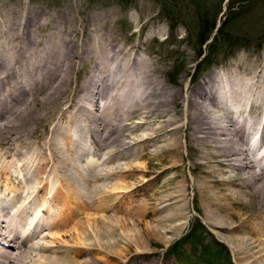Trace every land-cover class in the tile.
Returning a JSON list of instances; mask_svg holds the SVG:
<instances>
[{
    "label": "bare ground",
    "instance_id": "6f19581e",
    "mask_svg": "<svg viewBox=\"0 0 264 264\" xmlns=\"http://www.w3.org/2000/svg\"><path fill=\"white\" fill-rule=\"evenodd\" d=\"M92 39L91 41L94 40ZM15 44L20 45V42ZM92 44L93 46L95 45L94 43ZM29 54L30 52H28V55ZM35 54H33V56ZM19 56L21 58V54H19ZM8 57L9 58L7 59V64H0V73H2V71L7 72L5 76H0V106L2 108H7L3 112L1 111L0 113V144H24L25 138L30 137L29 134L31 135L33 132H35L36 127H38L37 124L39 120H37L36 117H33L32 120L26 119L34 112L32 106H30L32 102L27 101L23 97L24 94L22 88L24 83L22 79L19 81L16 87H13L14 85H9L12 79L16 80L17 77L20 78V74L19 72H14L16 70L13 66L14 64H12V62H15V57L17 58L16 54H13L11 56L8 55ZM147 57L149 56H146V59ZM56 59L58 61L59 58ZM128 62L129 61L127 60V63ZM102 63V67L109 73L111 81L119 82L117 92H115V94L113 95L111 94L112 96L110 95V97H108L111 98L115 96V100L112 98L110 99L112 104H107L106 101H101V103H98V101H94L96 98L95 96V98L93 97L87 100V103L85 101L82 103L80 102L81 104L78 105L75 104L73 109L65 117L68 120V124L63 127L62 125L58 127L56 123V134L58 135L52 133L53 135H51V139L48 138L49 141L53 144L52 151H55L53 154H58V149L67 153L68 151L75 150V155H71L72 160L71 164H69L71 166L68 167V164L66 162H59L58 158L54 160L55 156L53 155L54 157H52V160L54 161L52 165L54 166V169L48 170L49 172L47 170L45 171V169H27L28 175L31 174L35 178L34 182H29L30 185L28 187H26V184H24V186L19 187L20 191H16L12 194L11 190L9 192L7 187L2 188V186L0 185V204L3 203V200L9 198H11L12 200H9L10 202H14L13 199H15V203L17 202V200H19L17 206H15L14 210L11 213H7V211L0 210V239L2 241L1 244L3 246L0 247V264H79L76 262H69L67 259L68 257L63 259L58 256L60 259L57 260L53 258L54 256H37L38 258L43 259L41 262H38V260L35 258V255L44 252V250L40 249L38 252L33 253V251L39 249L37 245L33 243V240L36 237L35 232L37 229H35L33 225L35 224L36 226V223L38 222V225L36 227L39 226V220H41L40 214L37 217H32L29 221H27L28 219L25 220L24 218L27 214L28 205L32 204L33 200L35 201V199H37V192H39L38 194L40 195V199H37L38 203L40 205H45L46 203L49 205L46 209L43 210L44 215L51 214L53 206H60V212H57L54 215L55 220L53 219L54 223L52 225L49 222H41L40 225L44 226V229H50L52 231H55L54 233H52V238H50L53 240L51 241V243L57 242L58 238L67 236V233H71V231H66V229L71 227V225L73 224L75 226H79V229L77 230L79 231L78 233L73 231V228H75V226H73L71 229H68L72 230L73 241L76 244H74L75 246L85 245L87 249L91 251H105L111 248V250H109L110 254L114 256V258H119L121 257V254L119 251H116L117 249L114 247H119V250L124 249L120 248V246L121 244L124 245L126 243L123 242L122 238L126 236L125 233L128 231H125L124 229L125 232L120 233V231L118 230H122L124 227L128 226L126 225V222H128L129 220L128 218H125L124 220L119 221L116 218V220H113V222L117 221L118 224H108V226H106V222L108 221V219L111 218L112 220L116 212L122 213L124 217L126 214L129 219H131L130 221L133 220V224L130 222L131 225L129 226H134L136 224L134 221L136 220L139 225H144L142 221L147 218L148 220H150V223L154 224H150L148 228L145 225L146 228H144L143 230L137 228L138 231L136 230L133 233L129 231V241H132V237L135 236L134 233L136 234L137 232V235L139 234L140 237L155 238L158 239L156 241L162 240L163 242L169 244V242H171L172 240V237L177 236L186 224L185 222L187 219L188 212V204L186 202V197L187 192L190 189L196 196L198 206L201 209V214L203 215V220L206 222L207 226L212 229V233L214 235H216L218 238H222L228 244L229 249L233 254L235 263L264 264V88L260 90L251 91V86H253L252 83H249L248 79H246L247 76L244 78L242 75H240V73L231 75L230 78H226V81L230 82V84L225 86L224 84H222L224 82V79L222 78L223 80H219V75L216 74L215 71H211L210 73L206 74L205 77H203V79L199 81L195 86L190 87L184 97H182V89L167 88L163 86V84H161L160 81L157 80L158 78L154 79L150 72L146 70V63L142 60L138 63V68L135 70H131L128 67L126 61L122 66H120L121 69H119V67H116L117 69L115 67L114 69H111L104 61H102ZM50 73L53 74V72ZM101 75L102 74L100 73L99 77H101ZM208 82L212 87L206 88ZM56 84L58 83L56 82ZM54 93L57 94V92L55 91ZM49 94L50 93L46 94L47 100L51 97V94ZM93 102H95V107L97 106V109L100 110L101 117L104 119V124H107V121H105V119L111 121V123L113 122V120L115 119L114 110H117V116H119L118 120L120 122V126L123 127V130L121 129V134L117 139L114 137L112 139L111 134H108L105 137L104 143L106 144V148L108 150L112 149L111 146L114 147L116 145H120V148H126L128 146L129 142L127 141V139L129 138L127 134V125H129L128 122L133 119L137 120L136 122H133L134 125L132 126L136 130L148 126L151 122L157 123L158 126H154L155 128L148 129V132L146 133L143 132L137 136L135 135V137L133 138L131 137L132 140L139 145L133 154L130 153L131 155L121 159L124 162L120 164V170H124L121 172L119 171L117 180L115 182H113L112 184L110 182V184L105 183L107 185L103 186H97L95 185L96 183H92V188L94 190L87 188V190L83 192L81 188H79L78 183L81 182L85 186L89 185L91 179L89 178L90 174L88 175V170L90 171V169L93 168L96 169V164L98 161H100V159L91 158L94 157V154L92 152V144L87 143V135H84L88 132L84 134L79 132V129L82 130L84 128V120H81V117L79 115L80 110H82L84 106H89L88 111L91 113V109H93ZM46 103L47 102H45L44 104ZM220 114H228V116L231 115L228 121L229 128H227L228 126H226V123L225 125L221 123V121H224L225 118H222L223 116L221 117ZM90 116L92 117V119L94 117L96 118V116L92 114H90ZM116 124L114 122L113 125L115 126ZM61 129L66 130V136H61L63 134H61ZM157 135L162 136L158 146L153 148H147L146 144L149 143L153 139V137H156ZM182 139L185 142V148L189 150L191 155L189 168L190 170L198 172V174L196 173L197 176L195 179L187 178L184 175L183 164L181 163L183 162V156H181V147L183 148V145H181ZM62 143H64V146H61ZM77 146L80 147V150ZM81 150L85 151L87 155L88 151L90 153L86 158L85 163L81 161L83 165H79V163L77 162V154ZM158 152H169L170 157L163 156L160 157L158 160L154 157V155H156V153ZM67 155H69V153ZM83 157H85L84 154ZM144 157H149V162H146V165H141V163L136 164L133 162L135 161V159H140ZM105 159H107V157ZM106 164L105 166H109L108 164ZM21 166L24 167L23 164H21ZM34 166L32 165V168ZM3 170L0 171V174L3 173ZM149 174L154 177V179L152 180H159L157 189L147 190L145 192H143L142 189L139 190V192L142 191L144 194L140 193L137 195V198H135L134 200H130L132 203H135V205H137V210L130 208L128 209L124 207V205L122 204V199L126 198V196L130 197L129 195L138 192L137 189L141 187L138 186V184L142 183V186L148 184L151 180L148 177L150 176ZM103 177L104 176H102V178ZM94 191L96 193H94ZM93 193L95 195H91ZM149 200H151V202H149ZM110 214L113 216L108 217L107 215ZM120 217L122 218L121 215ZM53 220H51V222ZM87 221H89V223ZM106 228L108 230H106ZM144 233L146 235H144ZM108 236L113 237L108 238ZM6 248H9L11 250H7ZM82 253H84V251ZM88 253L90 252L88 251ZM74 255H78V252H75ZM88 262L87 264H94L93 260L92 262Z\"/></svg>",
    "mask_w": 264,
    "mask_h": 264
},
{
    "label": "rangeland",
    "instance_id": "374dc122",
    "mask_svg": "<svg viewBox=\"0 0 264 264\" xmlns=\"http://www.w3.org/2000/svg\"><path fill=\"white\" fill-rule=\"evenodd\" d=\"M235 1L237 0H223L220 5L221 11L217 15V20H216L217 26L221 24L223 21L227 20V25H229L228 31L232 35L231 40L234 41L235 46H223L219 48L218 49L219 55L216 56L213 54L214 63L211 66L203 64L199 67L200 60L207 52L205 50L206 48L203 46V50L205 51L203 52L202 56L200 57L198 56L199 45L197 42L196 32H197V25L199 23L198 20L200 19V15L203 14L202 13L203 5L201 4L198 5V11L196 12L195 4L190 0H178V1L176 0H0V19H1L0 45L2 44L0 46V54H1L0 64L2 65L7 64L8 63L7 59L9 58L8 55L11 56L13 54H16L17 58L15 57L14 59L15 62H12V64H14L13 66L15 67L16 70L14 72H19L20 78L17 77L16 80L12 79L9 85L12 86L14 85L13 87H16L19 81L22 79L24 83L22 88L24 94L23 97L27 101L32 102L30 106H32L34 112L26 119L32 120L33 117L34 118L36 117V119L39 120L38 122L39 125L37 124L38 127H36L35 132H33L31 135L29 134L30 137L25 138L24 144H17V143L12 145L9 143L0 144V151H1L0 171L4 169L3 173L0 174V185L2 186V188L7 187L9 192L11 190L13 194L16 191H20L19 187L24 186V184H26V187H28L30 185L29 182H34L35 178L31 174L28 175L27 169H45V171L54 169V166L52 164L56 158L59 159V162H66L68 164V167L71 166L69 165L71 164V160H72L71 155H75L74 154L75 150L68 151L69 155H67L68 154L67 152L58 149L57 151L58 154H53L55 152L52 151L53 144L52 142L49 141L48 138H50L51 135H53L52 133L58 135L56 134L57 126L59 127L62 125L63 127L68 124V120L65 117L73 109L75 104L78 105L85 101L87 103L88 102L87 100L93 97L95 98V96L96 98L94 101H98V103H101V101H106L107 104L110 103L112 104L110 99L112 98L115 100V96L111 98L108 97H110L111 94L113 95L115 94V92H117V89L119 87L118 86L119 82L111 81V78L109 77V73L106 70H104L102 67L103 65L102 61H104L111 69H114V67L115 68L119 67V69H121L120 66H122L125 61L127 63L128 60L129 61L127 63L128 67L131 70L132 69L135 70L138 68V63L142 60L146 63V70L150 72V74L153 76L154 79L158 78L157 80H159L160 83L163 84V86L167 88L182 89V94H183L182 97H184V95L186 94V92L190 87L195 86L199 81L203 79V77H205L206 74L210 73L211 71H215V73L219 75V80L224 79V82L222 84H224L225 86L230 84V82L226 81V78H230L231 75L240 73V75H242L244 78L247 76L246 79H248L249 83L250 82L252 83L253 86H251L252 89L251 91L263 89L264 88V81H263L264 80V0H245V2H241L240 0H238L236 4L234 3ZM164 2L168 5L171 4L172 13H168V11L164 10L165 9ZM210 3H217V0H211ZM230 6H233V8L229 9L228 7ZM173 13L174 14L176 13L175 15L178 16V20L175 23L169 21V19H171L172 16L175 18ZM230 13L236 14V16H234L231 21H229ZM211 14L212 13H210V15ZM21 30L23 33L21 32ZM91 39L93 41H91ZM211 41L212 39H209V42ZM19 42L22 47L19 44H15ZM92 43H94L95 45L93 46ZM16 51L18 52V55ZM28 52H30L29 55ZM32 53L33 54L36 53L35 54L36 56L35 55L33 56ZM97 53L100 55H98ZM19 54H21V58ZM39 55L41 56V59ZM146 56L149 57H147L146 59ZM56 58H59L58 61ZM39 60L41 63L39 62ZM50 72H53V74ZM2 73H0L1 77L5 76L7 72L2 71ZM100 73L103 76L101 75V77H99ZM56 82L58 84H56ZM111 87H113L114 89ZM207 87H212L209 82L206 88ZM54 91L57 92V94L54 93ZM47 93L51 94V97L48 100L46 99ZM37 95L40 96L38 97ZM44 99H46L47 101ZM45 102L47 103L44 104ZM85 107L86 106H84L82 110H80V114H79L81 120L82 119L84 120V128L82 129L83 131L79 129V132L83 134L88 132L87 134L84 135L85 136L87 135V140H88L87 143L92 144V150H93L92 152L94 154V157L91 156L89 157L93 159H100V161L97 162L96 169L93 168L94 170L93 169H90V171L88 170L89 172L88 175L90 174L89 178L91 179L90 184L85 186L81 182L78 183L79 188H81L83 192H85L87 188L94 190L92 188V183H96L95 185L97 186L98 185L103 186V185H107L105 183L112 184L113 182H115L117 180L119 171L121 172L124 170V169L120 170V166H121L120 164L124 162L121 159L133 154L139 145L135 143L132 140V138L135 137V135L137 136L143 132L146 133L148 132V129H152L158 126L157 123L151 122L148 126L136 130L132 126L134 125L133 122H136L137 120L133 119L130 122H128L129 125H127L128 127L127 134L129 138L127 139V141L129 142L128 146L126 148L125 147L120 148V145L119 146L116 145L114 147L111 146L112 149L108 150L106 148V144L104 143L105 137L108 134H111L112 139L113 137L117 139L121 134V131L123 130V127L120 126V122L118 120L119 116H117L118 115L117 110L116 111L114 110L115 115L113 114L115 121L113 120V122L111 123V121L105 119V121H107V124H104L103 122L104 119L101 117L100 110L97 109V106L95 107V102H93V107H92L93 109H91V113L88 111L89 106L86 108ZM3 108L0 106V113L1 111L3 112L5 109H7L5 107ZM55 108L57 109V111ZM90 114L96 116V118L94 117L93 120ZM220 115L221 117L223 116L222 118L226 119V121L225 119L224 121L222 120L221 123L223 125H225L226 123V126H228L229 125L228 121L231 115L229 116L228 114H220ZM114 122L115 124L117 123L115 126L113 125ZM227 128H229V126ZM60 131L61 134L63 133L61 136H66L65 129H61ZM161 137L162 136L160 135H157L156 137L154 136L153 139L146 144V147L153 148L158 146ZM181 145H183V148L181 147L182 150L181 156H183L182 157L183 162L181 163L183 164L184 175L187 178L195 179L198 172L190 170L189 168L191 155L189 150L185 148V142L183 139L181 140ZM36 146H38L40 149ZM61 146H64V143H62ZM85 153H86L85 151L81 150L77 154V162L79 163V165H83V163H85L86 161V158L90 154L89 151H88V155L87 153L86 154ZM166 153L167 152L165 153L158 152L156 153V155H154V157L157 158L158 160L160 157L163 156L170 157V153L169 152L167 154ZM83 154L85 157H83ZM119 155L122 156L120 157ZM52 157H54V160H52ZM106 157L107 159H105ZM148 158L149 157L135 159V161L133 162L136 164L141 163V165L142 164L146 165L149 162ZM113 159H115L116 162ZM118 160L121 161L119 162ZM106 163L109 166H105ZM21 164H23L24 167H22ZM32 165L35 166L32 168ZM70 170H75V169H70ZM109 170L111 173L109 172ZM101 175L104 177L102 178ZM148 177L149 179H151L148 183L149 185L146 184L142 186L143 185L142 183L138 184V186H141L139 189H137L138 192L133 193L134 195L133 194L129 195L130 197L126 196V198L122 199L123 202L125 201L124 203L122 202L124 207L128 209L130 208L137 210V205H135V203H132L130 200H134L135 198H137L138 194L140 193L142 194L147 190L157 189L159 180L158 181L152 180L154 179L152 175ZM8 181H10L11 183ZM141 189L143 192L142 191L139 192V190ZM38 193L39 192L36 193L37 194L36 197L39 200L40 195ZM94 193L96 192L94 191ZM94 193L91 195H95ZM186 198H187L186 202L188 204L187 219L185 222L186 224L177 236L172 237V240L171 242H169V244L163 242L162 240L156 241L158 239L155 238L140 237L139 234L137 235V232L136 234L134 233L135 236L132 237L133 239L131 238L132 241L131 240L129 241L130 239L129 231L133 233L136 230L138 231L137 228L143 230L146 227L148 228L150 224L152 225L154 224V223H150V220H148L147 218H145L144 221H142L144 225L143 224L139 225V223L136 222L137 221L136 220L134 221L136 223L134 226H129L131 225V223L133 224L132 222L133 220L130 221L131 219H129V217L126 214L124 217L122 213L116 212L115 214L116 216L114 215L112 220L111 218L108 219V221L106 222V226H108V224H118L117 221L113 222V220H116V218L119 221H122L125 218H128L129 220L128 222H126V225L128 226L124 227L122 230H118L120 231V233L128 231L125 233L126 234V236H124L125 239L122 238L124 243L125 242L128 243L127 244L125 243L126 245L121 244L120 246V248H124V249L119 250V247H114L117 249L116 251H119L121 254V257L119 258L117 256H116L117 258H114V256L110 254L109 250H111V248L105 251H91L88 250L85 245L75 246L76 244L73 241L72 230H68L71 229L73 226H75L72 223H71L72 224L71 227L66 229V231H71V233H67V236L58 238V241L52 242L53 243L52 244L51 241L53 240L50 238H52L53 236L52 233H54L55 231L54 230L52 231L50 229H44L45 227L40 225L41 222L42 223L49 222L51 225L54 223L55 220L54 215L57 212H60L59 205L57 207L56 206L52 207L53 210L51 214L44 215L43 210L46 209L49 205L47 203L45 205L44 204L40 205L37 199H35V201L33 200L32 204L28 205L27 214H26L27 218L25 217L24 219L25 220L28 219L27 221H29L32 217L34 216L37 217L40 214L41 220H39V226L36 227L38 225V222L36 223V226L35 224L33 225L35 229L37 228L35 232L36 237L34 238L33 243L37 245V247L39 248L38 250L33 251V253L38 252L40 249L44 250L43 253H38L37 255H35L36 256L35 258L38 260V262H41L43 259H40L37 256L44 255V257L54 256L53 258L57 260L60 258L64 259L68 257L67 259L69 262H76L79 264L80 263L87 264L88 260L89 262L90 261L92 262L93 260L94 264H236L228 244L222 238H218L216 235H214L212 233V229L208 227L206 222L203 220V215L201 214V209L198 206L196 196L191 189L187 192ZM9 200L12 201L11 198L3 200V203L0 204V210L7 211V213L9 212L11 213L14 210L19 200H17L16 203H15V199H13L14 202H10ZM149 202H151V200H149ZM120 215L122 216V218L120 217ZM107 216L109 217L113 215L110 214ZM51 220L53 221L51 222ZM87 222L89 223V221ZM78 229L79 226H75V228H73V231L78 233L79 232L77 231ZM106 230L108 229L106 228ZM144 235L146 234L144 233ZM110 237L113 236H108V238ZM1 243L2 241L0 239V247H3ZM6 249L11 250L9 248ZM83 251L84 253H82ZM88 251L90 253H88ZM63 252L64 253L66 252L67 254L66 253L64 254ZM68 252L70 255L68 254ZM75 252H78V255H74Z\"/></svg>",
    "mask_w": 264,
    "mask_h": 264
},
{
    "label": "trees",
    "instance_id": "16d2710c",
    "mask_svg": "<svg viewBox=\"0 0 264 264\" xmlns=\"http://www.w3.org/2000/svg\"><path fill=\"white\" fill-rule=\"evenodd\" d=\"M178 1V0H176ZM195 4L196 12L198 11V5H203V14L200 15V19L198 20L199 23L197 25V42L199 45V53L198 56H202L203 52L206 50V54L203 56V58L200 60V65L206 64V65H212L214 63L213 54L219 55L218 49L223 46H235L234 41L231 40V34L229 33V25H227V20L223 21L219 26L216 24L217 15L220 13V5L223 0H217V3H210L211 0H190ZM200 1V2H199ZM241 2H245V0H240ZM238 2L235 1L236 4ZM198 3V4H197ZM210 3V4H209ZM165 5V11H168V13H172V6L171 4L168 5L164 2ZM229 9H232L233 6L228 7ZM210 13H212L210 15ZM176 14V13H175ZM174 13L169 21H172L175 23L178 20V16H176ZM230 20L233 19L234 16H236L235 13H230ZM228 21V23H229ZM175 25V24H174ZM209 39H212L211 42L208 43ZM203 46L206 48L203 50Z\"/></svg>",
    "mask_w": 264,
    "mask_h": 264
}]
</instances>
